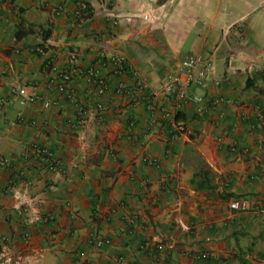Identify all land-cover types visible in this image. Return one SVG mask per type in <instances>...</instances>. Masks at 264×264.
<instances>
[{"label": "crops", "instance_id": "obj_1", "mask_svg": "<svg viewBox=\"0 0 264 264\" xmlns=\"http://www.w3.org/2000/svg\"><path fill=\"white\" fill-rule=\"evenodd\" d=\"M193 54L212 69L190 93L228 99L201 114L158 85ZM69 65L81 71L59 91ZM136 79L147 87L134 101ZM19 86L38 97L20 102ZM160 108L190 133L173 135ZM258 208L264 0H0V264H264Z\"/></svg>", "mask_w": 264, "mask_h": 264}, {"label": "built area", "instance_id": "obj_2", "mask_svg": "<svg viewBox=\"0 0 264 264\" xmlns=\"http://www.w3.org/2000/svg\"><path fill=\"white\" fill-rule=\"evenodd\" d=\"M85 7L84 2H79L74 9V14L80 16V9ZM40 50V48H38ZM109 64H111L113 73L120 74L127 69V63L124 56L120 54L111 55L108 58ZM212 69V61L209 57L203 56L201 54H193L182 57L178 59L171 68L167 69L166 72L159 80V89L163 94L169 95L172 101L173 107H177L181 103L186 101H191L196 104V113L201 114L214 110L220 103L227 102L228 99L223 98L220 95L206 96L204 93H190L189 88L199 87L203 88L208 82V73ZM78 68L69 65L67 68L59 71L58 76L60 77L59 82L56 84V88L59 91L65 90L66 82L70 79L71 75L80 72ZM83 73L86 76L93 77L96 82L97 92H102L104 89L103 81L100 78L95 77L97 74V69L94 67H88L83 70ZM214 83L217 84V80H214ZM147 84L144 80L136 79L134 81V92H130V95L134 98L136 91L145 90ZM114 91L117 93H129L127 89L124 88L122 82L118 81L114 86ZM14 92L18 95L19 101L23 102L24 100H34L38 97L35 92L24 93L23 88L20 86L14 88ZM134 101H137L134 98ZM51 103L48 99H42L41 104L44 107L49 106ZM155 95L153 92H149L146 95L144 108L147 110H152L155 107ZM99 107L100 104L97 103ZM170 108H160L162 116L168 123L171 133L173 135L178 134H189L190 128L186 123L180 119L176 118L175 115L170 111ZM144 138H142L141 143H144L148 137V133H145ZM217 143H221L223 138L221 135H215L214 137ZM228 148L233 150L235 149L234 142L228 143ZM147 164L157 167L159 165L158 161L154 157L147 155L142 156ZM238 208L241 210L247 208V202L245 199H241L237 203ZM259 212L264 214V210L258 208ZM102 241H107L106 239H96L95 243L100 244Z\"/></svg>", "mask_w": 264, "mask_h": 264}, {"label": "trees", "instance_id": "obj_3", "mask_svg": "<svg viewBox=\"0 0 264 264\" xmlns=\"http://www.w3.org/2000/svg\"><path fill=\"white\" fill-rule=\"evenodd\" d=\"M47 31H48V30H45V32H44V36H46V35L48 34ZM14 35L17 37V36L19 35V32L16 31V32L14 33Z\"/></svg>", "mask_w": 264, "mask_h": 264}]
</instances>
